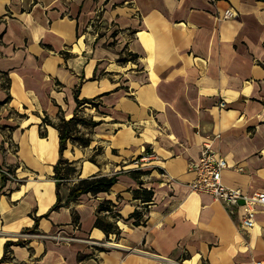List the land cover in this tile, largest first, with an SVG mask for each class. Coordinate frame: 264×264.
Segmentation results:
<instances>
[{
  "label": "crops",
  "instance_id": "0c3cea01",
  "mask_svg": "<svg viewBox=\"0 0 264 264\" xmlns=\"http://www.w3.org/2000/svg\"><path fill=\"white\" fill-rule=\"evenodd\" d=\"M229 6L236 16L220 17ZM0 75V167L15 177L0 176V264L264 262V206L241 231L238 209L187 186L188 161L220 133L222 182L264 190V0H0ZM76 111L98 124L78 123L89 144L68 139L60 152L42 119ZM60 157L77 172L57 186ZM94 173L117 180L69 200ZM138 179L154 194L134 224ZM106 198L116 236L93 223Z\"/></svg>",
  "mask_w": 264,
  "mask_h": 264
},
{
  "label": "trees",
  "instance_id": "16d2710c",
  "mask_svg": "<svg viewBox=\"0 0 264 264\" xmlns=\"http://www.w3.org/2000/svg\"><path fill=\"white\" fill-rule=\"evenodd\" d=\"M136 54L131 53L130 57L134 58ZM121 60H125V58H122ZM2 75H0L1 77ZM1 79V78H0ZM4 86H7V83L5 84L4 81H2ZM76 95V93H75ZM76 102L77 105H80L84 102L95 104L94 102L95 98H84L80 99L76 95ZM44 124H52L58 129V137L60 138L59 140V151L61 152L62 149L65 147L66 141L68 139L72 141H78L79 144L85 146L88 145L90 142V138L87 136L79 135L78 134V123H81L83 125H96L98 124V121L93 120L91 117L87 118L83 115L78 114V111L74 113V115L68 119L64 118L61 116L58 120V122H53L51 121L48 116L43 117L42 122ZM40 134L44 135L45 131L41 129L40 127ZM62 171H65L64 173ZM77 172V166H74L72 162L67 161L63 157H60L58 159V162L54 165V177L56 181V185L59 186L60 180L63 179V177H68L71 173L75 174ZM147 173V171L142 170V169H136L134 171H129V174H131L132 177H136V173ZM116 173L112 175H101V174H92L89 177H81L77 179V182H75L69 189L68 192V199L75 200L81 193H98V192H103L108 190L115 182H116ZM1 180L4 179V174L0 173ZM143 181L141 179H138V187H135L132 190L133 196L135 198H138L141 203L143 208L136 207L135 210L131 213L130 217H132V221L134 224L138 223H144L145 218L144 215L148 209V204L152 201L153 199V194L154 192L152 191L151 187H144L142 185ZM58 195V194H57ZM61 201H60V196H57L56 201L50 209L57 208L61 206ZM113 203L110 199H104L102 200L98 206H97V211H96V217L93 221L95 226H98L101 228L105 235L107 236L109 233H114L115 236L119 232V228L116 222V219L120 218V215L117 211L114 210L112 207ZM112 215V219H108L106 217L107 214ZM22 241H12L8 240V242L5 245V249L10 246V244H21Z\"/></svg>",
  "mask_w": 264,
  "mask_h": 264
},
{
  "label": "built area",
  "instance_id": "2783aa9c",
  "mask_svg": "<svg viewBox=\"0 0 264 264\" xmlns=\"http://www.w3.org/2000/svg\"><path fill=\"white\" fill-rule=\"evenodd\" d=\"M236 10L229 6L220 15L222 18L236 16ZM219 107H225V100L220 98L217 101ZM220 133L207 136L201 143V150L196 158L188 161V169L192 171L193 178L187 183L190 190L209 193L212 197L224 204L230 214L238 209L239 228L246 231L256 223L255 212L257 207L264 206V190L253 193H244L238 187H229L222 182L221 172L227 167L224 157L212 148V141L218 139ZM151 150H146L136 158V161H146L152 155ZM0 173L14 179V174L8 168H1ZM243 202L240 203L239 200ZM253 264H264L262 260L252 259ZM241 264V263H236Z\"/></svg>",
  "mask_w": 264,
  "mask_h": 264
},
{
  "label": "water",
  "instance_id": "95a60500",
  "mask_svg": "<svg viewBox=\"0 0 264 264\" xmlns=\"http://www.w3.org/2000/svg\"><path fill=\"white\" fill-rule=\"evenodd\" d=\"M239 202H240V203H242V202H243V200H242V199H240V200H239Z\"/></svg>",
  "mask_w": 264,
  "mask_h": 264
},
{
  "label": "rangeland",
  "instance_id": "374dc122",
  "mask_svg": "<svg viewBox=\"0 0 264 264\" xmlns=\"http://www.w3.org/2000/svg\"><path fill=\"white\" fill-rule=\"evenodd\" d=\"M63 173L65 172V171H62ZM72 174V173H71ZM75 175V174H74Z\"/></svg>",
  "mask_w": 264,
  "mask_h": 264
},
{
  "label": "bare ground",
  "instance_id": "6f19581e",
  "mask_svg": "<svg viewBox=\"0 0 264 264\" xmlns=\"http://www.w3.org/2000/svg\"><path fill=\"white\" fill-rule=\"evenodd\" d=\"M66 152H67V150H66ZM68 153V152H67Z\"/></svg>",
  "mask_w": 264,
  "mask_h": 264
}]
</instances>
